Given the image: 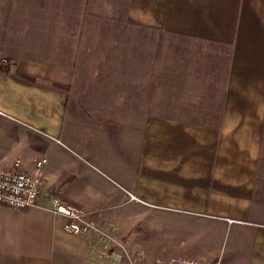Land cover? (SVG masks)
Instances as JSON below:
<instances>
[{"label": "crops", "instance_id": "obj_1", "mask_svg": "<svg viewBox=\"0 0 264 264\" xmlns=\"http://www.w3.org/2000/svg\"><path fill=\"white\" fill-rule=\"evenodd\" d=\"M0 7L9 25L0 38L9 61L0 64V168L20 158L34 172L45 157L46 188L128 241L139 226L162 240L178 230L163 216L184 213L202 223L187 234L212 249L211 262L225 248L228 264H264V0ZM76 155L157 208L130 201ZM48 205L45 195L38 207L0 204L9 224L0 264H112L103 238L68 233ZM220 231L230 232L227 243Z\"/></svg>", "mask_w": 264, "mask_h": 264}, {"label": "built area", "instance_id": "obj_2", "mask_svg": "<svg viewBox=\"0 0 264 264\" xmlns=\"http://www.w3.org/2000/svg\"><path fill=\"white\" fill-rule=\"evenodd\" d=\"M7 58H1V63H8ZM31 130L38 132L44 138L49 141L59 144L62 147H67L58 137L49 135L30 127ZM74 153V152H73ZM75 154V153H74ZM83 160L89 167L104 175V173L95 167L92 163L86 161L79 155H76ZM48 160L43 157L34 160L35 170L34 172L27 171L24 168L22 159L15 158L12 160L11 166L7 168H0V204L10 207L14 210H23L27 208H33L39 206V200L43 195H49V205L45 207L46 210L56 216H62L67 219L65 230L72 235H98L106 241L112 244H117L119 251H113L110 254L111 262H121L123 253L127 256L129 264H137L138 259L143 256L141 248L134 249L132 252H127L123 245H121L116 239H114L110 233L106 232L102 226L93 218L92 213L85 211L73 204L66 203L58 195L57 189L53 187L46 188L43 178V167ZM108 178L107 176H105ZM112 181L110 178H108ZM115 183L114 181H112ZM122 191H124L129 197L130 201L141 203L150 208H157L153 204H149L131 192L124 189L121 185L115 183ZM221 260L216 259L211 263H203L195 259H181L171 260L168 264H220Z\"/></svg>", "mask_w": 264, "mask_h": 264}, {"label": "rangeland", "instance_id": "obj_3", "mask_svg": "<svg viewBox=\"0 0 264 264\" xmlns=\"http://www.w3.org/2000/svg\"><path fill=\"white\" fill-rule=\"evenodd\" d=\"M2 1V0H0ZM8 8L0 7V38H5L8 35V26L3 23V17L8 16V12L6 11ZM7 12V13H6ZM1 58H5V56H0ZM47 185H45L46 187ZM53 187V189H57L54 186H48V188ZM49 199V195H45ZM65 202V201H64ZM1 208V207H0ZM87 211L86 209H84ZM11 211V210H9ZM89 212V211H88ZM159 212V211H156ZM12 214V212H10ZM93 218L98 222L97 218ZM7 216L0 215V243L4 241V243H8L6 237L9 234L8 222L5 220ZM206 220H203V222ZM150 223H154V219L152 221H148ZM163 224L165 227H170L169 225L178 226V230L174 232L164 231L162 240L155 239L153 231H150L149 228L145 230L142 226H139L135 232H131L129 237V241L125 238H122L120 235L118 236L111 230H108L107 227L102 225L100 222V226L110 233V235L116 239L127 252H132L134 249L141 248L143 252V256L138 259L137 264H152L153 255L161 257L158 263L160 264H168L171 260H181V259H195L203 263H211L212 257V249L210 248H201L199 245L201 242L197 240L198 238H194V242L189 240V236L187 234L188 227H193V229H197L199 225L202 223L200 221L189 220L184 213L176 217L163 216ZM204 224V223H203ZM207 225V224H206ZM175 227V226H172ZM224 238L225 243H227L230 232L228 231H220L218 232V237ZM100 237V236H99ZM4 238V239H3ZM106 241V240H105ZM110 241V240H109ZM106 241V248L109 254L113 251L117 250L118 245L112 244L111 242ZM228 251V250H227ZM225 248L222 251L221 255V263L220 264H228L230 260L228 254H224ZM155 255V256H156ZM152 258V259H151ZM169 258L168 260H166ZM109 264V263H108ZM114 264H129V260L127 256L123 253V258L121 262H115Z\"/></svg>", "mask_w": 264, "mask_h": 264}]
</instances>
